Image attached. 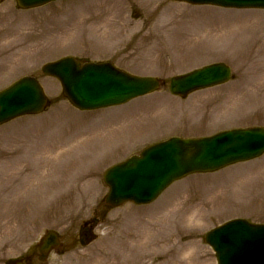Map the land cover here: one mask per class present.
Listing matches in <instances>:
<instances>
[{
  "label": "rangeland",
  "instance_id": "rangeland-1",
  "mask_svg": "<svg viewBox=\"0 0 264 264\" xmlns=\"http://www.w3.org/2000/svg\"><path fill=\"white\" fill-rule=\"evenodd\" d=\"M188 6L172 0H56L19 10L21 16L11 14V22L8 16H1L0 8L2 25L19 22L26 27L21 30L28 29L22 34L29 33L26 43L29 50L34 49L29 51L34 59L29 71H37V60L41 65L64 55L96 57L102 52L101 56L115 58L116 51L138 45L135 30L142 24L130 14L151 8L157 16L164 13L156 24H161L167 35L159 39L146 31L142 44L129 51L131 55L121 53L118 64L134 74L168 77L209 62L226 61L234 72L231 82L185 98L168 93L167 79L162 90L89 111L78 110L62 99L55 78L39 77L51 98L50 108L0 125V237L8 238L9 245L23 242L25 246L49 229L77 235L82 221L95 215L100 219L95 231L102 241H111L125 227L131 229V233L125 232L126 241L142 238L154 247L162 246L166 234L168 241L176 236L177 241L182 240L183 235L182 252L174 255L175 249L169 250L166 264H215L214 253L204 241L208 229L236 216L264 222V154L224 170L192 174L170 185L149 204L104 205V170L145 145L171 135L199 137L232 125H264V10L223 9L215 13V7ZM148 15L142 14V22ZM25 46L4 50L3 68L20 74L28 58ZM153 47L157 53L164 51V58H153L146 65L140 56L150 59ZM31 130L33 134L36 130L34 136ZM20 159L25 161L20 163ZM22 164V177L34 180L32 185L20 179ZM51 166L65 172L56 175L53 185L46 178L54 176ZM189 205L192 207L187 208ZM15 235L20 236L17 242ZM112 259L117 264L128 263L121 255ZM148 263L149 256L140 261Z\"/></svg>",
  "mask_w": 264,
  "mask_h": 264
},
{
  "label": "water",
  "instance_id": "water-1",
  "mask_svg": "<svg viewBox=\"0 0 264 264\" xmlns=\"http://www.w3.org/2000/svg\"><path fill=\"white\" fill-rule=\"evenodd\" d=\"M22 7L49 0H17ZM234 7H264V0H184ZM42 70L59 78L63 94L79 109H92L122 103L157 87L152 78L130 76L110 63L80 65L73 57L45 64ZM229 68L213 63L185 75L173 77L171 92L186 94L226 81ZM46 102L34 79L23 78L0 92V123L24 113L41 111ZM264 151V128L233 129L210 137H172L156 143L139 155L110 167L104 180L109 187L106 201L143 203L153 199L172 180L194 171H207L254 157ZM216 252L218 264H264V225L235 220L212 230L206 236Z\"/></svg>",
  "mask_w": 264,
  "mask_h": 264
},
{
  "label": "flooded vegetation",
  "instance_id": "flooded-vegetation-1",
  "mask_svg": "<svg viewBox=\"0 0 264 264\" xmlns=\"http://www.w3.org/2000/svg\"><path fill=\"white\" fill-rule=\"evenodd\" d=\"M58 238V245L56 246L54 252L51 253L50 259L45 261H41L39 259L40 254L35 240H32L26 248L22 247L18 254L14 258L10 259H8L5 255L6 245H2L0 246V264H82V262H84L82 260L83 258L81 257V254L77 252L79 237L72 235H59ZM116 247L121 252H125L127 254L126 260L128 261L127 264H129L130 252L129 250H124L126 248L130 249L129 244L118 242ZM80 260H82V262Z\"/></svg>",
  "mask_w": 264,
  "mask_h": 264
},
{
  "label": "bare ground",
  "instance_id": "bare-ground-1",
  "mask_svg": "<svg viewBox=\"0 0 264 264\" xmlns=\"http://www.w3.org/2000/svg\"><path fill=\"white\" fill-rule=\"evenodd\" d=\"M31 133L33 134V130H31ZM33 136H34V134H33ZM36 160H37V157L35 158ZM33 160V159H32ZM25 160H22V159H20L18 162H24ZM23 171V168H18V172H19V175L21 174V172ZM50 185H53L54 184V181L53 182H51V183H49ZM190 208V207H189ZM195 213V212H194ZM169 219H171V218H169Z\"/></svg>",
  "mask_w": 264,
  "mask_h": 264
}]
</instances>
